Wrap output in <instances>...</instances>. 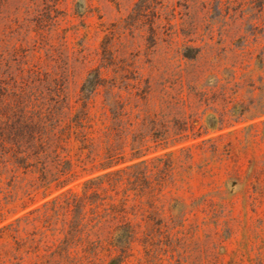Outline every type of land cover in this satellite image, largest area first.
Wrapping results in <instances>:
<instances>
[{"label":"rangeland","instance_id":"rangeland-1","mask_svg":"<svg viewBox=\"0 0 264 264\" xmlns=\"http://www.w3.org/2000/svg\"><path fill=\"white\" fill-rule=\"evenodd\" d=\"M105 62L113 64L105 78L151 94L148 106L171 121L170 135H189L147 155L167 153L173 161L165 189L167 241L150 250L136 245L122 264H264V0H0L3 91L64 75L58 83L76 110L90 71ZM103 93L93 99L97 120ZM182 121L189 127L183 133ZM80 145L67 144L77 175L60 189L41 187L40 173L0 157V227L68 188L80 191L100 173L92 171L99 158L91 163ZM38 229L37 239L45 227ZM61 236L48 230L41 257L19 259L6 235L1 261L117 264L120 252L110 245L78 263L52 245ZM71 250L84 253L81 246Z\"/></svg>","mask_w":264,"mask_h":264},{"label":"trees","instance_id":"trees-1","mask_svg":"<svg viewBox=\"0 0 264 264\" xmlns=\"http://www.w3.org/2000/svg\"><path fill=\"white\" fill-rule=\"evenodd\" d=\"M111 65L105 62L90 71L81 88L82 107L76 110L68 102L63 83H58L64 75L47 80L44 86L0 88V157L13 159L26 173H40L41 187L54 184L57 189L64 188L76 177L77 162L66 152L72 139L81 143V150L88 149L91 163L99 158L92 171L100 173L85 179L80 191L68 188L0 227V242L6 235L12 237L15 258L22 259L23 253L40 258L48 230L62 235L52 245L63 248L66 256H73L78 263L110 245L120 252L116 260L122 264L136 245L150 250L167 241L165 189L173 161L167 153L147 155L153 147L154 151L167 148L189 135H170L171 121L148 106L149 92H134L129 85L123 88L116 76L105 78L104 71ZM101 88L103 112L97 120L93 99ZM139 96L146 101L140 104ZM159 124L167 133L159 130ZM179 128L182 133L189 129L186 121ZM212 149L218 152V145L213 143ZM181 150L193 157L190 147ZM40 223L45 229L37 239ZM30 225L35 231H28ZM77 246L84 253L74 256L71 249ZM0 264H6L1 257Z\"/></svg>","mask_w":264,"mask_h":264}]
</instances>
